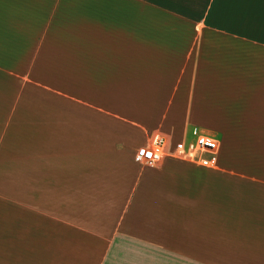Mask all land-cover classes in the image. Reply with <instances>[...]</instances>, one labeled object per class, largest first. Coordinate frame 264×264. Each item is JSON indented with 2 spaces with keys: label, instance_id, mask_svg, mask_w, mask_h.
I'll return each mask as SVG.
<instances>
[{
  "label": "crops",
  "instance_id": "1",
  "mask_svg": "<svg viewBox=\"0 0 264 264\" xmlns=\"http://www.w3.org/2000/svg\"><path fill=\"white\" fill-rule=\"evenodd\" d=\"M0 264H264V0H0Z\"/></svg>",
  "mask_w": 264,
  "mask_h": 264
},
{
  "label": "built area",
  "instance_id": "2",
  "mask_svg": "<svg viewBox=\"0 0 264 264\" xmlns=\"http://www.w3.org/2000/svg\"><path fill=\"white\" fill-rule=\"evenodd\" d=\"M219 141L216 137L198 133L175 142L154 135L149 144L137 149L134 161L141 167L156 166L166 159L197 165L205 169L217 167Z\"/></svg>",
  "mask_w": 264,
  "mask_h": 264
},
{
  "label": "rangeland",
  "instance_id": "3",
  "mask_svg": "<svg viewBox=\"0 0 264 264\" xmlns=\"http://www.w3.org/2000/svg\"><path fill=\"white\" fill-rule=\"evenodd\" d=\"M137 165V164H136ZM138 166V168H141V166H139V165H137Z\"/></svg>",
  "mask_w": 264,
  "mask_h": 264
}]
</instances>
